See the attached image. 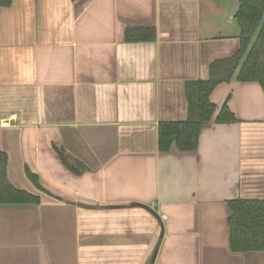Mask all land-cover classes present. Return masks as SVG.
<instances>
[{"label": "crops", "instance_id": "1", "mask_svg": "<svg viewBox=\"0 0 264 264\" xmlns=\"http://www.w3.org/2000/svg\"><path fill=\"white\" fill-rule=\"evenodd\" d=\"M239 0H11L0 5V161L37 202L0 195V264H264L229 248L228 201L264 200V92L210 94L193 151L158 149L185 85L239 46ZM127 27L153 40L125 41ZM33 176V178H32Z\"/></svg>", "mask_w": 264, "mask_h": 264}, {"label": "trees", "instance_id": "2", "mask_svg": "<svg viewBox=\"0 0 264 264\" xmlns=\"http://www.w3.org/2000/svg\"><path fill=\"white\" fill-rule=\"evenodd\" d=\"M10 3L11 0H0L1 6ZM235 18L240 26L238 49L228 57L213 60L206 79L186 83L187 116L184 120L158 124L160 151H168L172 145L181 151H193L204 124L235 120L226 103L218 108L210 99L219 83L232 79L256 81L264 92V0H239ZM123 36L125 41L153 40L155 30L152 27H127ZM0 195L4 202L38 201L8 183L3 156L0 161ZM228 209L229 248L234 252L264 251V200L232 199L228 201Z\"/></svg>", "mask_w": 264, "mask_h": 264}, {"label": "built area", "instance_id": "3", "mask_svg": "<svg viewBox=\"0 0 264 264\" xmlns=\"http://www.w3.org/2000/svg\"><path fill=\"white\" fill-rule=\"evenodd\" d=\"M16 119L17 115L15 113H10L8 116L1 119L0 126H13Z\"/></svg>", "mask_w": 264, "mask_h": 264}]
</instances>
